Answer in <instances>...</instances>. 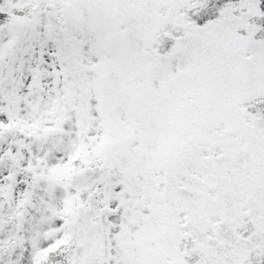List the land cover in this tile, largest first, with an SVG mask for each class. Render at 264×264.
<instances>
[{
  "label": "snow or ice",
  "instance_id": "snow-or-ice-1",
  "mask_svg": "<svg viewBox=\"0 0 264 264\" xmlns=\"http://www.w3.org/2000/svg\"><path fill=\"white\" fill-rule=\"evenodd\" d=\"M0 264H264V0H0Z\"/></svg>",
  "mask_w": 264,
  "mask_h": 264
}]
</instances>
